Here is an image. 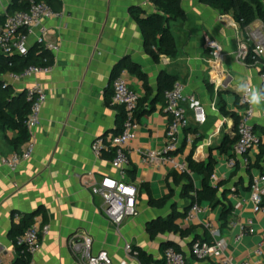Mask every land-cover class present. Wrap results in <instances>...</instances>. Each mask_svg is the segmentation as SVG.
I'll use <instances>...</instances> for the list:
<instances>
[{"label":"crops","instance_id":"0c3cea01","mask_svg":"<svg viewBox=\"0 0 264 264\" xmlns=\"http://www.w3.org/2000/svg\"><path fill=\"white\" fill-rule=\"evenodd\" d=\"M13 1L0 0V13L9 12ZM54 5L62 16L42 22L45 38L60 46L57 52L49 51L54 58L52 72L20 82H11L5 76L16 94L41 84L47 101L40 124L33 130L34 153L16 169L1 162L15 152L9 143L15 132L0 128V264H15L17 249L11 230L19 221L15 214L21 217L27 213L36 214L35 218L50 226L32 264H82L69 245L70 237L80 232L91 236L94 252L107 251L116 263L141 264L134 251L129 252L135 246L158 260L163 255L162 244L171 241L186 254L189 264H208L197 263L190 249L195 240L209 238L201 219L211 218L221 225L222 204L211 207L208 202L202 203L209 211L195 222L185 217L176 219L185 235L167 232L152 239L148 230L154 221L167 219L174 210L183 212L190 205L181 195L184 180H175L166 166L145 164L141 156L144 151L162 150L166 144L170 118L165 96L158 98L163 72L177 76L185 85V96L194 95L206 108L207 121L198 125L191 106L185 103L191 123L180 135L178 156L187 162L190 154L200 163L214 161L217 180L211 179V184L225 182L219 195L233 206L229 222L255 223L257 233L241 241L235 239L236 230L221 229L228 244L227 255L235 260L247 258L264 235V215L253 211L250 194L253 179L263 173L249 169L244 157L235 154L234 146L228 153L219 148L226 136L237 135L234 114L239 120L243 107L237 106V97L244 94L241 85L263 93L260 68L246 65L236 56L246 29L263 23L256 21L243 29L232 13L223 14L201 0H182L186 18L170 22L178 54L173 58L162 56L156 62L132 14L133 10H140L144 16L156 12L152 0H55ZM206 35L222 44L223 59L216 61L206 49ZM38 36L40 28L30 36L31 46ZM124 60L141 66L151 90L147 92L144 82L128 66H122L120 74L142 100L138 128L128 144L130 163L123 174L139 190V214L126 217L118 227L105 213L104 199L93 192V186L103 177L119 178L120 174L112 158L96 156L91 145L94 139L117 134L123 127L121 106L114 104L112 97L113 74ZM253 108L255 130L264 140V103ZM197 132L200 136L190 143L189 136ZM259 151L256 148L247 156L249 162H255ZM231 158L237 161L234 169L228 166ZM191 176L195 187L201 188L204 177L196 172ZM170 191L173 197L164 206L152 204V199L160 200Z\"/></svg>","mask_w":264,"mask_h":264},{"label":"built area","instance_id":"2783aa9c","mask_svg":"<svg viewBox=\"0 0 264 264\" xmlns=\"http://www.w3.org/2000/svg\"><path fill=\"white\" fill-rule=\"evenodd\" d=\"M62 11L55 10L46 1L30 0L27 9L7 15L5 22L0 25V51L7 55L18 54L22 57L28 55L30 50V36L35 34L36 28H40L38 41L44 44L48 51L57 52L60 46L45 38L46 28L42 25L43 20L60 18ZM249 27V26H248ZM205 47L212 57L219 61L224 58V48L216 39L206 35ZM237 59L246 64L260 68L261 77L264 81V26L246 29L236 52ZM53 65L40 66L30 65L20 73H9L11 82L34 77L39 74L52 72ZM5 82V86L10 83ZM250 88V87H249ZM169 113V122L166 129V144L162 150H148L141 153L145 164H160L172 171L179 173L194 172L186 160L178 156V144L182 132L190 126L191 119L185 103L188 102L193 112V120L196 124L202 125L207 121V111L194 95L185 96V85L182 81H176L174 86L164 93ZM26 97L31 101V112L28 116L27 127L30 130L31 138L21 152H14L9 157L2 158V164L16 169L22 162L29 160L35 149L32 134L35 127L40 124L41 112L47 101V92L39 83L34 84L26 90ZM113 103L123 106L125 109V121L121 131L107 137H98L92 142L91 148L98 157L103 156L106 150H113L112 165L119 171V178L106 176L93 186V192L104 199V211L114 224L118 227L126 217H136L138 209V188L124 179V171L130 163L128 144L132 141L138 128L137 113L140 107V93L132 88L127 78L120 74L113 82ZM243 106L240 118L236 126L237 142L234 145L235 154L244 157V164L249 163L248 155L259 148L262 141L253 124L254 108L248 103L247 95L241 97ZM197 132L189 136V142L199 137ZM237 161L231 158L228 166L234 169ZM211 179L217 180L216 174ZM253 211L264 215V174L253 179L250 187ZM209 209L200 203H193L187 210L185 218L190 222L201 219ZM20 219L19 214H15ZM208 232V239H197L192 243L190 253L197 263L208 262V264H264V235L252 253L244 260H235L227 255L228 244L222 236V228L211 218L201 219ZM237 231L236 241L243 240L246 236L257 233L255 223L252 220L230 221L228 226ZM49 224L43 223L40 218H35L33 224L24 234L17 238L18 244L25 245L32 256L37 254L42 246V238L48 234ZM69 245L74 254L82 264H128L126 261L116 263L107 251L94 252L93 239L85 233H75L69 239ZM132 249L129 248V252ZM135 253V252H134ZM136 254V253H135ZM144 264V263H141ZM154 264H189L186 254L174 246L167 247L160 262Z\"/></svg>","mask_w":264,"mask_h":264},{"label":"trees","instance_id":"16d2710c","mask_svg":"<svg viewBox=\"0 0 264 264\" xmlns=\"http://www.w3.org/2000/svg\"><path fill=\"white\" fill-rule=\"evenodd\" d=\"M30 0H14L9 12L0 13V25H2L7 15L16 13L17 11L27 9ZM35 1H46L55 10V0H35ZM204 4L209 5L221 13H232L235 20L241 25L243 29L254 24L256 21H261L264 25V0H201ZM154 2L157 11L144 16L140 10H133L132 14L138 22L140 29L144 36V43L151 56L156 62H159L162 56L176 57L178 54L176 41L171 30L170 22L172 20L185 19L186 12L182 6V0H152ZM49 66L54 65V58L45 48L44 44L37 42L35 45L30 47L27 56L22 57L18 54L7 55L0 51V128L9 129L15 132V136L9 140L11 146L14 147L15 152L23 151L24 146L28 143L31 138V133L27 127L28 116L31 112V101L27 99L26 92L16 94L13 86L9 83L5 86V76L9 73H20L30 65ZM128 66V70L137 75L139 79L144 82V87L149 92L150 85L148 82L147 74L141 68V66L135 62H128L124 60L119 64L113 77L119 76L122 66ZM179 78L175 75H171L168 72H163L160 76L159 84V95L158 98L164 96L166 90L171 89L175 82ZM264 93V84H263ZM140 99V103H141ZM240 97H237V106L242 108L240 105ZM120 106V105H119ZM121 110V122L125 121V109L123 106ZM139 116V110L137 117ZM236 122H238V116L234 114ZM118 131H121L119 129ZM117 131V132H118ZM256 131V130H255ZM257 133V132H256ZM237 135L232 138L226 136L220 145V151L222 153H228L230 149L237 142ZM259 145V153L256 157L255 162H249L246 166L249 169L257 168L264 174V140ZM113 150H106L103 152V156L113 158ZM189 167L193 172L199 173L204 177L201 188H196L192 176L188 173H179L173 171L171 175L175 180H184L182 189V197L188 198L190 204L193 203H204L208 202L211 207H215L219 204L223 205V210L220 216L221 228L227 227L229 224V218L233 212V206L226 203L221 197V187L225 185V182H220L216 186L211 184V177L214 173L215 163L211 160L209 163L198 162L194 159L193 154L188 157ZM237 167V165H236ZM173 193L170 191L169 194L164 196L160 200L152 199L151 202L157 207L164 206L170 199H172ZM189 207L186 208V210ZM185 211L174 210L173 214L165 218H160L149 225V232L152 239H155L159 234L169 233H181L185 235L184 229H182L177 223L176 219L185 217ZM36 214H23L19 221L14 224L11 230V236L17 249V259L15 264H32L33 256L28 251L25 245L18 244L17 238L24 234L25 231L33 224ZM45 217V214H44ZM174 246L178 250H181L175 243L169 241L164 242L161 246V250ZM132 250L136 253L139 260L144 264H154L160 262V259L154 260V258L148 255L142 248L135 246Z\"/></svg>","mask_w":264,"mask_h":264},{"label":"clouds","instance_id":"9594fccd","mask_svg":"<svg viewBox=\"0 0 264 264\" xmlns=\"http://www.w3.org/2000/svg\"><path fill=\"white\" fill-rule=\"evenodd\" d=\"M241 91L247 95L248 103L252 105H260L261 103H264V93H262L258 88H249L248 85L242 84Z\"/></svg>","mask_w":264,"mask_h":264},{"label":"water","instance_id":"95a60500","mask_svg":"<svg viewBox=\"0 0 264 264\" xmlns=\"http://www.w3.org/2000/svg\"><path fill=\"white\" fill-rule=\"evenodd\" d=\"M190 206H191V204L188 207H190Z\"/></svg>","mask_w":264,"mask_h":264}]
</instances>
